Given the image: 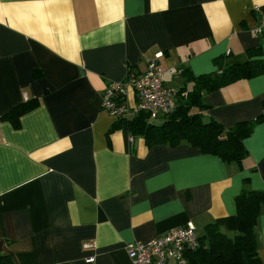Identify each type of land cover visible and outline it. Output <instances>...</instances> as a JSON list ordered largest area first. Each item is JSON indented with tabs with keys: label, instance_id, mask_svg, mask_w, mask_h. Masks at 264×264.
I'll return each mask as SVG.
<instances>
[{
	"label": "crops",
	"instance_id": "1",
	"mask_svg": "<svg viewBox=\"0 0 264 264\" xmlns=\"http://www.w3.org/2000/svg\"><path fill=\"white\" fill-rule=\"evenodd\" d=\"M262 15L264 0H0V119L38 103L18 128L0 120V254L13 264H129L128 243L187 224L197 237L215 224L233 238L235 198L264 194V121L241 165L228 164L187 143L147 148L112 129L120 119L102 96L157 56L162 70L193 76L215 72L217 58L264 59V35L253 33ZM163 81L185 86L180 74ZM202 101L203 121L225 128L264 116V75ZM126 104L135 113L132 90ZM255 233L264 264V203Z\"/></svg>",
	"mask_w": 264,
	"mask_h": 264
},
{
	"label": "trees",
	"instance_id": "2",
	"mask_svg": "<svg viewBox=\"0 0 264 264\" xmlns=\"http://www.w3.org/2000/svg\"><path fill=\"white\" fill-rule=\"evenodd\" d=\"M248 57V61L240 65L225 64L222 58H217L213 61L216 71L211 74L193 76L187 70L179 71L177 75L182 76L185 86L176 90L175 107L171 113L159 117V123H147L138 117L120 119L112 129L127 132L132 138H142L147 148L161 145L173 148L187 143L204 155L241 165L246 155L244 141L255 126L264 121V116L238 122L229 128L214 121L204 122L202 111L207 106L203 104L202 96L239 80L264 75V59L260 58L259 51H250ZM37 104L34 99L18 104L0 120L18 128L20 117ZM262 203L264 194L261 192L242 191L235 198L237 234L229 238L217 225H207L203 235L197 237L196 249L185 253L188 264H261L255 228ZM0 264H13L12 258L0 254Z\"/></svg>",
	"mask_w": 264,
	"mask_h": 264
},
{
	"label": "built area",
	"instance_id": "3",
	"mask_svg": "<svg viewBox=\"0 0 264 264\" xmlns=\"http://www.w3.org/2000/svg\"><path fill=\"white\" fill-rule=\"evenodd\" d=\"M253 33L264 35V15ZM158 58L150 61L144 72L134 74L128 71L124 80L108 84L102 96V110L116 119H127L137 113L157 119L171 113L175 107L176 89L165 86L163 79L166 73L176 76L179 71L174 68L167 72L162 70ZM130 90L136 95L135 113L126 104ZM197 245L194 227L187 224L150 241L128 243L126 252L129 264H188L185 253L196 249ZM87 262L91 263L93 259L89 258Z\"/></svg>",
	"mask_w": 264,
	"mask_h": 264
}]
</instances>
